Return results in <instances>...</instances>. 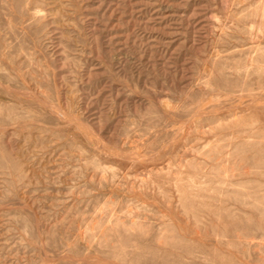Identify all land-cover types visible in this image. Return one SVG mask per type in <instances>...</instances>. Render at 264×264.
Here are the masks:
<instances>
[{
  "label": "rangeland",
  "instance_id": "obj_1",
  "mask_svg": "<svg viewBox=\"0 0 264 264\" xmlns=\"http://www.w3.org/2000/svg\"><path fill=\"white\" fill-rule=\"evenodd\" d=\"M0 264H264V0H0Z\"/></svg>",
  "mask_w": 264,
  "mask_h": 264
}]
</instances>
